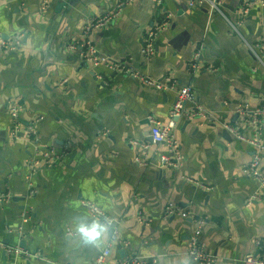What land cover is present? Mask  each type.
Instances as JSON below:
<instances>
[{
	"label": "crops",
	"instance_id": "1",
	"mask_svg": "<svg viewBox=\"0 0 264 264\" xmlns=\"http://www.w3.org/2000/svg\"><path fill=\"white\" fill-rule=\"evenodd\" d=\"M118 1L52 0L42 9L41 0H0V30L8 38L24 34L17 51L0 50V191L15 194L0 204V264H93L111 228L92 218L82 199L103 206L119 224L123 241L113 246L107 264L133 254L155 257L158 264H200L187 254L199 217L205 218L206 249L219 255L213 264H245L248 253L259 252L256 239H264V197L252 199L258 183L245 172L254 147L202 118H180L183 165H164L167 145L152 141L148 115L167 123L176 91L158 90L104 64L92 66L82 60L80 48H68L87 20ZM245 1L224 0L222 14L189 0H133L114 22L92 30L91 38L100 52L153 77L192 84L199 103L221 121L237 122L240 104L255 108L264 100V66L248 45L263 34L264 5L251 7L241 33L230 22H237ZM164 20L157 52L147 59L144 37ZM197 52L200 67L190 71ZM14 98L22 104L25 132L43 116L38 124L43 145L60 149L71 141L67 157L34 174L32 195L27 161L35 147L26 137H11ZM142 143H149L147 149ZM261 166L264 172V153ZM170 201L190 210V217H166ZM23 210L29 222L22 221ZM139 214L149 222H140ZM94 224L103 229L95 241L82 232L67 233V226L80 230ZM17 244L41 256L6 253L4 245Z\"/></svg>",
	"mask_w": 264,
	"mask_h": 264
},
{
	"label": "built area",
	"instance_id": "2",
	"mask_svg": "<svg viewBox=\"0 0 264 264\" xmlns=\"http://www.w3.org/2000/svg\"><path fill=\"white\" fill-rule=\"evenodd\" d=\"M133 0H119L114 9L99 14L87 20L82 27V36L78 40L68 43L70 49H81L82 60L92 66L100 64L106 65L109 69L121 72L126 76L135 78L145 85H150L161 91H176L177 97L170 110V120L167 123H161L154 114H149L148 118L151 123L150 136L154 143H165L167 145V152L162 156L163 164L179 168L183 165L185 156L181 151L179 140L177 137L176 127L179 118L192 120L195 118H202L206 123L221 126L222 129L228 130L230 134L239 140H243L251 144L255 151L251 160L245 167V172L255 179L258 183L252 199L264 197V172L262 170L261 161L264 153V100L255 108H252L248 102L239 105L238 114L241 120L237 122L221 121L214 110L204 106L197 101L196 91L192 84H179L177 78H156L150 74L136 68L133 64L124 59L114 58L111 55L100 52L99 48L91 38L92 30L103 28L114 22L121 14L124 7L131 3ZM52 0H41L42 9H47ZM264 5V0H246L238 8V19L231 25L233 28L241 33L240 25H242L250 12L253 5ZM191 5L207 4L211 12H220L224 14V0H189ZM168 22L166 20L156 22L151 26L143 40L142 51L147 59H152L157 52V38L159 34L165 29ZM24 34H14L12 38H8L0 30V50L4 52H13L19 49ZM249 48L258 60L264 66V31L260 39L254 44H248ZM199 52L195 55L194 59L188 63V69L194 71L200 67L198 60ZM99 79L103 80L102 75H98ZM187 103H193L191 106ZM22 104L18 99L14 98L10 102V116H11V137L14 139L26 137L35 147L34 152L30 155L27 161V183L29 186V195L34 193L33 176L43 167H53L58 165L62 159L67 157L71 152V141H67L63 146L58 149L54 145H43L38 131V124L43 116L35 118L29 123V129L24 131L25 124L21 119ZM246 128L251 129V133H247ZM147 149L149 143H142ZM138 163H145L141 157L136 156ZM194 181L191 177H186ZM15 194L11 190L0 191V204H7L14 200ZM82 203L86 206L92 218L111 228V237L108 244L96 256L93 264H107L108 258L112 253L113 246L123 241L120 236L119 224L116 218L110 215L103 206L90 199H82ZM22 221L29 222L30 215L28 210L22 211ZM166 217L172 215H180L183 217H190V210L183 205L170 201L164 209ZM139 221L149 222L150 218L143 214H139ZM205 224V218L199 217L196 222V227L191 233L188 241V256L200 264H213L219 255L210 252L206 249L205 243L201 239L202 230ZM67 233L70 235H78L81 231L74 230L67 226ZM256 245L259 248L258 253H248L242 261L245 264H264V239L257 238ZM4 249L9 255H23V256H36L40 257L39 252L32 253L25 249L22 245H4ZM118 264H158L157 258L145 257L140 254H133L126 257Z\"/></svg>",
	"mask_w": 264,
	"mask_h": 264
},
{
	"label": "clouds",
	"instance_id": "3",
	"mask_svg": "<svg viewBox=\"0 0 264 264\" xmlns=\"http://www.w3.org/2000/svg\"><path fill=\"white\" fill-rule=\"evenodd\" d=\"M80 231L87 238L88 242H92L95 241L101 235L103 229L99 225L94 224L91 229L81 228Z\"/></svg>",
	"mask_w": 264,
	"mask_h": 264
},
{
	"label": "water",
	"instance_id": "4",
	"mask_svg": "<svg viewBox=\"0 0 264 264\" xmlns=\"http://www.w3.org/2000/svg\"><path fill=\"white\" fill-rule=\"evenodd\" d=\"M62 5H64V3H62ZM180 119V118H179ZM187 122H189V121H191V120H186ZM224 133L225 134H227V135H229L230 137L232 136L230 133H229V131L228 130H224Z\"/></svg>",
	"mask_w": 264,
	"mask_h": 264
}]
</instances>
